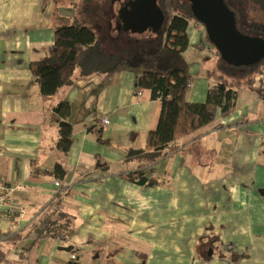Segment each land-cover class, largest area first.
<instances>
[{
  "label": "crops",
  "instance_id": "0c3cea01",
  "mask_svg": "<svg viewBox=\"0 0 264 264\" xmlns=\"http://www.w3.org/2000/svg\"><path fill=\"white\" fill-rule=\"evenodd\" d=\"M75 1L0 0V175L27 185L16 199L32 222L17 245L21 263L68 264L75 253L81 264H264V70L240 88L231 115L182 137L157 163L128 158L146 146L162 107L137 87L134 71L77 76L49 98L31 71L49 56L55 28L81 20L83 2ZM188 35L185 54L208 48L201 25L190 23ZM194 61L190 73L201 78L192 80L187 100L205 102L213 63ZM61 101L71 105L68 154L55 146L60 117L53 107ZM57 164L64 180L54 176ZM141 166L159 183L129 178ZM58 209L72 218L63 239L23 238Z\"/></svg>",
  "mask_w": 264,
  "mask_h": 264
},
{
  "label": "trees",
  "instance_id": "16d2710c",
  "mask_svg": "<svg viewBox=\"0 0 264 264\" xmlns=\"http://www.w3.org/2000/svg\"><path fill=\"white\" fill-rule=\"evenodd\" d=\"M55 1L76 6L75 0ZM81 1L84 3L86 0ZM125 1L128 0H122L121 6ZM225 1L235 12L237 27L241 32L264 38V0ZM158 2L165 14V21L155 37L144 44L123 48L121 53L103 51L97 42V33L75 18L72 24H60L55 28V41L49 56L30 64L44 98L55 96L64 87L72 85L77 76L108 73L121 67L134 71L137 87L149 90L152 99L160 101L162 106L157 127L147 134L146 146L128 151V158L144 160L145 164L157 163L176 141L213 123L219 115H231L236 108L240 88L251 86L254 76L262 73L264 68V60L247 67L228 65L216 49L226 74L219 75L217 82L210 86L205 102L188 101L187 92L193 76L185 52L189 47L190 19L195 18L187 0ZM53 110L60 117L55 146L68 154L74 143L73 126L69 120L71 105L61 101ZM172 149L174 147L169 151ZM142 167L131 172L129 178L146 186L158 184L156 178L145 176ZM66 174L64 166L57 164L54 176L64 180ZM45 219L50 236L63 239L65 232L72 227V218L60 209ZM68 264L81 262L76 256Z\"/></svg>",
  "mask_w": 264,
  "mask_h": 264
},
{
  "label": "water",
  "instance_id": "95a60500",
  "mask_svg": "<svg viewBox=\"0 0 264 264\" xmlns=\"http://www.w3.org/2000/svg\"><path fill=\"white\" fill-rule=\"evenodd\" d=\"M194 18L200 22L208 41L228 65L247 67L264 60V38L248 35L237 27L235 12L225 0H187ZM120 28L134 33L151 30L158 33L165 14L158 0H128L119 9ZM72 251V246H60Z\"/></svg>",
  "mask_w": 264,
  "mask_h": 264
},
{
  "label": "rangeland",
  "instance_id": "374dc122",
  "mask_svg": "<svg viewBox=\"0 0 264 264\" xmlns=\"http://www.w3.org/2000/svg\"><path fill=\"white\" fill-rule=\"evenodd\" d=\"M118 4H114V0H86L83 4L79 5L78 16L81 18V21L87 26L91 27L97 33V42L101 46L103 51L109 53H121L123 48H131V45L134 44H144L145 41H150L155 37L156 33L148 30L144 33H134L132 31H126L123 28H120L121 21L119 17ZM115 11V12H114ZM252 15L250 16V18ZM73 21L69 20L67 24H72ZM190 23H197L202 26V29L205 30L204 26L195 19H190ZM211 44V43H209ZM214 46V45H213ZM210 51L208 48H198V50L193 51L191 54H185L189 62L193 64L196 60L202 65L210 61V64L213 63L211 68V73L207 72L208 77H211L213 83L217 82V77L226 72L224 63L218 55ZM264 67V66H263ZM264 70V68H263ZM226 74V73H225ZM193 76V75H192ZM201 78L199 74L194 73L193 81L196 85L197 80ZM231 79H237L236 76ZM191 86V89L194 87ZM19 230L15 234L11 235L6 233V237L1 242L0 247V264H27L26 262L21 263V252L18 250V243H21V232ZM30 231L25 233V240L28 238ZM14 235L16 238H14ZM14 239V240H13ZM19 256L14 260L9 259V256Z\"/></svg>",
  "mask_w": 264,
  "mask_h": 264
},
{
  "label": "built area",
  "instance_id": "2783aa9c",
  "mask_svg": "<svg viewBox=\"0 0 264 264\" xmlns=\"http://www.w3.org/2000/svg\"><path fill=\"white\" fill-rule=\"evenodd\" d=\"M208 49L216 53V48L212 45H208ZM138 95H142V91L137 92ZM102 124H109L108 118L102 119ZM57 187H61L62 191H66L68 187L63 186L60 180L55 182ZM27 185L25 183L11 181L7 176L0 175V229H3L0 233V247L2 240L6 237V233L12 235L14 232L23 230L26 226L32 224L27 220L29 208L19 202L16 199V193L25 192ZM24 223L21 225V222ZM6 225V228L2 225ZM50 236L48 234V223L44 219L34 226L26 240L35 241L41 236ZM76 254L72 255V258H76Z\"/></svg>",
  "mask_w": 264,
  "mask_h": 264
}]
</instances>
